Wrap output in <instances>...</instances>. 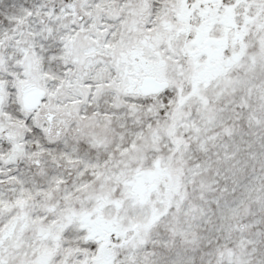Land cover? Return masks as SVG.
Wrapping results in <instances>:
<instances>
[{
  "label": "snow or ice",
  "instance_id": "obj_1",
  "mask_svg": "<svg viewBox=\"0 0 264 264\" xmlns=\"http://www.w3.org/2000/svg\"><path fill=\"white\" fill-rule=\"evenodd\" d=\"M0 264H264V0H0Z\"/></svg>",
  "mask_w": 264,
  "mask_h": 264
}]
</instances>
